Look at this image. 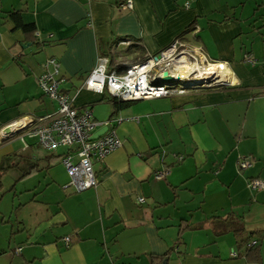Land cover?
I'll return each mask as SVG.
<instances>
[{"label": "crops", "instance_id": "0c3cea01", "mask_svg": "<svg viewBox=\"0 0 264 264\" xmlns=\"http://www.w3.org/2000/svg\"><path fill=\"white\" fill-rule=\"evenodd\" d=\"M124 1L0 0V127L55 110L36 82L54 57L72 103L88 106L97 121L121 118L111 127L122 141L93 161L95 185L75 191L60 160L43 158L68 147L45 150L20 132L0 137V160L41 157L60 186L54 200L33 195L20 204V225L10 230L15 246H0V264H264V190L247 186L251 177L264 179V0H131V8ZM9 11L33 24L34 39ZM251 16L248 45L242 22ZM176 38L223 64L229 79L159 98L116 99L129 101L119 108L108 93L82 87L99 55L130 65ZM242 155L252 165L239 169ZM164 166L165 176L155 179ZM238 238L257 240L258 261L245 259Z\"/></svg>", "mask_w": 264, "mask_h": 264}, {"label": "built area", "instance_id": "2783aa9c", "mask_svg": "<svg viewBox=\"0 0 264 264\" xmlns=\"http://www.w3.org/2000/svg\"><path fill=\"white\" fill-rule=\"evenodd\" d=\"M125 8H131V0L122 3ZM188 6L187 2L184 4ZM127 41H120L118 44H126ZM184 45L178 38L158 54L144 60L130 64L122 72L110 68L109 57L99 55L95 65L85 77L82 87L100 93L106 92L117 100H136L143 98H159L174 93H182L191 87H209L220 84L215 78L201 77L199 71L203 70L204 64L209 65L207 57L198 49H191ZM185 56L189 62H200L202 65L194 64L193 70L179 74L173 66L175 59ZM202 57V59H201ZM243 60L253 63L254 59L245 54ZM169 61L171 66L156 69L157 65ZM218 64L220 62H212ZM42 73L36 77V82L41 92L56 103L54 111L37 117L22 116L0 127V137L10 138L20 132L24 135L35 137L37 144L45 150H54L58 146L68 147V151L60 158V163L65 167L69 180L66 184L75 191L85 190L96 183L92 169L95 160H101L110 152L122 145L111 122H119L121 118H108L105 121H97L88 106L76 107L72 98L60 88L64 78L59 73V63L54 57H47L42 63ZM200 68V70L198 69ZM166 69L173 76L171 81H161V71ZM151 71H154L152 74ZM102 125L108 128L98 136L90 138L94 130ZM179 159H181L179 157ZM237 165L244 169L252 165L249 156H238ZM168 171V167L156 170L153 173L155 179H161ZM247 186L252 190H264V179L251 177L247 180ZM138 197V201H142ZM68 243V236L64 238ZM20 251V247L14 249Z\"/></svg>", "mask_w": 264, "mask_h": 264}, {"label": "rangeland", "instance_id": "374dc122", "mask_svg": "<svg viewBox=\"0 0 264 264\" xmlns=\"http://www.w3.org/2000/svg\"><path fill=\"white\" fill-rule=\"evenodd\" d=\"M249 11L248 4L245 6V13ZM261 13V11L259 12ZM258 16V15H257ZM257 16H251L250 20H244L242 24L244 27L247 26V30H245V33L243 34V42L247 43L249 45L250 37H251V28L250 26L254 23L251 22V19L253 20ZM251 22V23H250ZM257 24H260L261 21H256ZM249 30V31H248ZM189 49V48H188ZM210 61V60H209ZM169 61H164L157 65L156 69H159L161 67L165 66H171V64L168 63ZM212 63V62H211ZM194 64L202 65L200 62H190L189 63V70L192 69ZM174 66V65H173ZM207 64H204L203 67H206ZM193 70V69H192ZM153 74L154 71H151ZM24 140L28 143H34V138H28V136H24ZM14 145L16 147H19V142H15ZM67 148L66 146H61L58 148ZM72 147V146H68ZM38 150L44 155L46 153L45 150L38 148ZM59 150V149H58ZM14 174L15 172L13 170H7L5 171L1 176V188H0V246H3L4 251H9V245L12 247L15 246V242L11 238V232L12 229L14 232L20 225L18 223L19 219V208L20 204L25 202L28 197H34L36 200L40 202H48V200H54L56 199V188H60L58 182L51 181V177L49 175V172L46 174V172L38 171L31 173V175H27L23 177L22 179H19L17 181L14 180ZM69 180V176L67 181ZM9 220V221H8ZM13 235V234H12Z\"/></svg>", "mask_w": 264, "mask_h": 264}, {"label": "trees", "instance_id": "16d2710c", "mask_svg": "<svg viewBox=\"0 0 264 264\" xmlns=\"http://www.w3.org/2000/svg\"><path fill=\"white\" fill-rule=\"evenodd\" d=\"M10 19L13 21L14 25L17 27H21V29L26 33L30 38L34 39L33 33H34V26L33 24H25L21 21L19 13L15 11H9L7 12ZM193 25V22L190 24V26ZM188 26V27H190ZM118 39V38H116ZM115 39V41H116ZM142 54V52H140ZM141 60L146 59L145 56L141 55ZM110 61V68H116L117 70H125L129 65L126 63H113V60L109 58ZM112 102L115 108L124 107L127 104H129V101H117L115 98H112ZM63 155L55 154V155H45L43 158L46 159V162L48 161H55L56 159H59ZM41 157L38 158H31L27 154L23 153H12L8 155L2 156L0 160V188H1V176L2 174L7 170H13L15 172V181L30 175L31 173L38 172L42 169H44L47 165H43L41 161ZM1 197V194H0ZM235 235H240L241 231L243 230L241 227L234 228L233 229ZM236 244L239 247L243 248V255L246 260L248 261H258L260 259V245L258 244L257 240L253 242L252 244L246 243V241L242 238H238ZM156 256H154L152 259L154 260ZM158 258V257H157Z\"/></svg>", "mask_w": 264, "mask_h": 264}, {"label": "bare ground", "instance_id": "6f19581e", "mask_svg": "<svg viewBox=\"0 0 264 264\" xmlns=\"http://www.w3.org/2000/svg\"><path fill=\"white\" fill-rule=\"evenodd\" d=\"M172 62L174 63L173 65L178 69V74H184L185 72H188L190 62L187 57L181 56ZM198 69L200 70V68ZM199 75L201 77L211 76L217 81L225 82L227 81L226 79H229L230 72L223 64L215 65L214 63H210L206 67H203V70L199 71Z\"/></svg>", "mask_w": 264, "mask_h": 264}, {"label": "water", "instance_id": "95a60500", "mask_svg": "<svg viewBox=\"0 0 264 264\" xmlns=\"http://www.w3.org/2000/svg\"><path fill=\"white\" fill-rule=\"evenodd\" d=\"M179 76H180L179 74H176L175 78H179ZM172 79H173V76L170 75L166 69L161 71V76H160L161 81H171ZM107 128H108L107 125L100 126L96 130H94V132H92V134L90 135V138H94L98 136L99 134L103 133Z\"/></svg>", "mask_w": 264, "mask_h": 264}]
</instances>
